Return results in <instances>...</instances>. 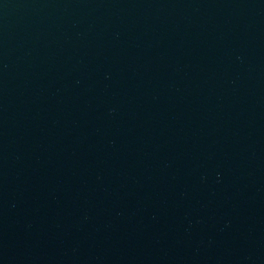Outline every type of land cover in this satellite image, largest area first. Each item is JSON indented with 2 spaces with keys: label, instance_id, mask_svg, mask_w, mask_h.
Returning a JSON list of instances; mask_svg holds the SVG:
<instances>
[{
  "label": "water",
  "instance_id": "1",
  "mask_svg": "<svg viewBox=\"0 0 264 264\" xmlns=\"http://www.w3.org/2000/svg\"><path fill=\"white\" fill-rule=\"evenodd\" d=\"M0 264H264V0H0Z\"/></svg>",
  "mask_w": 264,
  "mask_h": 264
}]
</instances>
